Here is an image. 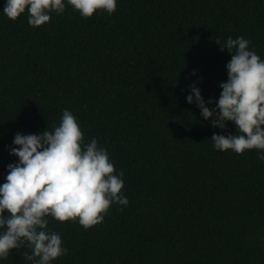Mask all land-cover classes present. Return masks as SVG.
Returning <instances> with one entry per match:
<instances>
[{"label":"trees","instance_id":"16d2710c","mask_svg":"<svg viewBox=\"0 0 264 264\" xmlns=\"http://www.w3.org/2000/svg\"><path fill=\"white\" fill-rule=\"evenodd\" d=\"M0 0V184L17 133L59 126L65 109L109 152L129 203L101 224L49 217L67 254L52 264H264V160L218 151L227 131L188 104L190 85L218 100L229 37L264 59V0H118L108 15L71 6L34 28ZM195 70L196 75H193ZM214 107V105H209ZM239 135V133H236ZM23 245L0 264H31Z\"/></svg>","mask_w":264,"mask_h":264},{"label":"clouds","instance_id":"9594fccd","mask_svg":"<svg viewBox=\"0 0 264 264\" xmlns=\"http://www.w3.org/2000/svg\"><path fill=\"white\" fill-rule=\"evenodd\" d=\"M118 0H5L3 13L15 21L26 11L28 23L38 28L51 19V13H64L71 6L84 18L98 10L112 15ZM231 54L226 65L228 79L219 87V99L205 100L194 82L188 104L200 109L205 121L234 134H213V147L243 154L259 150L264 160V59L250 50L243 36L229 37L225 44ZM193 75H196L195 70ZM214 105V107H209ZM236 133H239L237 135ZM16 163L7 166L5 183L0 184V262L23 245L31 249L25 259L31 264H52L66 255L60 234L48 228L49 217L60 222L76 221L84 229L101 224L113 204L127 206L123 195V171L116 168L106 148L94 138L84 143V133L72 112L63 111L59 126L40 134L17 133L10 147Z\"/></svg>","mask_w":264,"mask_h":264}]
</instances>
